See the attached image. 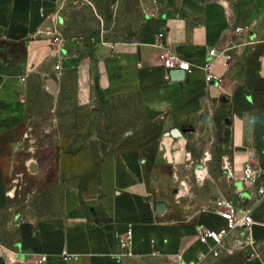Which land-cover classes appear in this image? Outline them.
<instances>
[{
    "label": "crops",
    "instance_id": "obj_1",
    "mask_svg": "<svg viewBox=\"0 0 264 264\" xmlns=\"http://www.w3.org/2000/svg\"><path fill=\"white\" fill-rule=\"evenodd\" d=\"M58 1L0 0V213L14 210L16 190L9 170L44 156L25 154V140L19 136L34 127L29 123L40 113L30 94L33 78L45 76V88H49V76L56 72L51 64L55 50L51 52L34 35L47 28L44 19L56 10ZM142 2L147 21L138 37L99 42L96 62L103 91L111 95L138 92L147 121L113 145L101 159L98 178L86 188L79 189L78 179L65 181L62 218L40 220L17 213L11 224L16 226L19 258L22 264H36L42 256L48 257V264H129L146 256L177 258L182 253L170 251L167 241L183 247L182 223L170 220L160 194L172 180L173 168L184 160L183 138L187 143L189 135L183 130L187 129L211 137L231 163L239 183L235 202L252 207L255 220L240 239L246 253L243 264H264V197L257 188L242 189L238 180L246 163L264 169V133L258 148L248 136L250 113L236 108L230 91L238 62L261 48L256 77L264 93V0ZM167 48L190 63L191 71L183 79L171 77V70L164 67L160 54ZM212 48L226 49L232 58L228 63L217 61L215 79L209 81L205 62ZM173 129L180 133L173 134ZM47 157L50 160V154ZM31 166L40 172L35 164ZM257 185H264V174ZM161 202L165 208L159 212ZM203 221L212 229L225 225L217 214ZM130 228L134 257L122 255L119 247V236ZM238 231L225 238L223 247ZM9 251L0 243V253Z\"/></svg>",
    "mask_w": 264,
    "mask_h": 264
},
{
    "label": "rangeland",
    "instance_id": "obj_2",
    "mask_svg": "<svg viewBox=\"0 0 264 264\" xmlns=\"http://www.w3.org/2000/svg\"><path fill=\"white\" fill-rule=\"evenodd\" d=\"M145 15L142 0H59L56 10L44 19L47 28L34 35L51 52L55 50L51 64L56 72L49 77L57 80L59 90L52 93L45 88V76L33 78L30 94L39 107V118L32 120L29 127H34L27 128L19 138L25 140V154L44 156L39 161L30 158L9 170L16 190L11 203L14 210L0 213V243L14 253H0V264H22L17 253L16 226L11 224L19 217L17 213L40 220L62 218L65 181L78 179L79 189L86 188L90 180L98 178L101 159L113 145L136 133L147 121L138 92L111 95L103 91L96 62L99 42L138 37L147 21ZM261 50L238 62L230 82L236 108L250 113L248 136L258 148L264 133V93L256 77ZM183 132L189 135L187 143L183 138L187 150L184 160L173 168V178L160 194L169 208L170 220L182 223L183 247L167 241L169 250L182 254L177 258L146 256L129 264H243L246 253L240 239L249 229L230 238L219 256L198 244L197 222L207 227L203 220L213 217L222 201H236L239 183L231 163L211 137L191 134L187 129ZM32 164L40 172H34ZM41 258L36 264H41Z\"/></svg>",
    "mask_w": 264,
    "mask_h": 264
},
{
    "label": "built area",
    "instance_id": "obj_3",
    "mask_svg": "<svg viewBox=\"0 0 264 264\" xmlns=\"http://www.w3.org/2000/svg\"><path fill=\"white\" fill-rule=\"evenodd\" d=\"M241 29H238L240 31ZM232 56L226 52V49L219 51L216 48H212L209 51V58L205 62V69L207 72V79L213 80L215 76L213 74V68L217 61H223L228 63ZM160 59L163 61L164 67L170 71L173 69H181L185 72L191 71V66L188 61L181 59L176 53L170 51L168 48L160 54ZM60 66H57L59 69ZM264 169L246 163L243 167L239 181L241 182L242 189L257 188L259 195L264 197V185L258 186L259 179L263 176ZM216 214L220 216L225 225L220 229H212L200 226L198 228V241L208 247V250L214 255L219 256L221 249L224 245L225 238L235 230H247L255 224L253 217V209L245 204H238L233 200H224L220 204V208L216 211ZM119 247L121 254L125 256H133V230L130 228L124 235L119 236ZM48 257L42 256L40 263L48 264Z\"/></svg>",
    "mask_w": 264,
    "mask_h": 264
},
{
    "label": "water",
    "instance_id": "obj_4",
    "mask_svg": "<svg viewBox=\"0 0 264 264\" xmlns=\"http://www.w3.org/2000/svg\"><path fill=\"white\" fill-rule=\"evenodd\" d=\"M170 75L171 77L175 78V79H183L184 75H185V71L184 70H181V69H173L171 70L170 72ZM48 86H49V89L53 92V93H56L57 91V81L54 79V78H49L48 79ZM179 130L177 129H173V134H179ZM158 211L159 212H162L163 209L165 208V204L164 203H159L158 206Z\"/></svg>",
    "mask_w": 264,
    "mask_h": 264
},
{
    "label": "bare ground",
    "instance_id": "obj_5",
    "mask_svg": "<svg viewBox=\"0 0 264 264\" xmlns=\"http://www.w3.org/2000/svg\"><path fill=\"white\" fill-rule=\"evenodd\" d=\"M201 172V171H200Z\"/></svg>",
    "mask_w": 264,
    "mask_h": 264
}]
</instances>
